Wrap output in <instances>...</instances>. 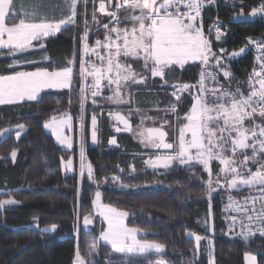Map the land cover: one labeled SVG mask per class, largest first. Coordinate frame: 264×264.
I'll list each match as a JSON object with an SVG mask.
<instances>
[{
	"label": "trees",
	"instance_id": "trees-1",
	"mask_svg": "<svg viewBox=\"0 0 264 264\" xmlns=\"http://www.w3.org/2000/svg\"><path fill=\"white\" fill-rule=\"evenodd\" d=\"M246 1L250 7H258L261 2ZM48 2L53 7L46 9L47 15L59 18L61 11L55 5H62V1ZM96 8L95 4L87 3L85 6L81 2L75 25L66 26L59 33L42 41H34L36 46L29 51L17 53L13 57L8 55L7 50H0V75L20 70L73 67L70 89L45 90L36 101L0 105V130L18 124L26 126V131L22 132L19 140L14 133L0 138V200L12 198L18 201L17 204L0 210V264H75L77 247L86 260L91 259L95 264H108L110 258L123 256L114 253L101 241L98 244V254L91 257L87 255L89 245L101 232L99 223L92 229L82 226L83 217L93 214L96 192H100L103 203L129 213L127 224L144 232L140 235L141 239L165 245L163 253L123 256L124 264H157L161 259L167 264H209L207 251L203 247L197 250L195 238L189 236V232L212 238L215 264H245V255L249 253L257 257L258 264H264V236L256 233L244 240L228 233L226 217L231 215L225 211L227 194L223 190L213 192L209 201L206 184L209 173L204 170L203 165L193 162V166L189 167L174 163L166 170L153 169L146 165V161L158 152L142 144L135 137V132L118 134L119 147L109 144L110 137L115 135V123L109 113L131 109L133 100L141 106V92H145L143 96L148 95L149 100L154 101L159 100L160 93L167 95L170 104L176 106V111H171L168 116L177 133L178 128L186 122L184 117L190 111L195 96L190 88L177 100L170 95L176 89L172 85L197 84L204 67L200 62L190 63L183 68L174 66L171 76L166 72L164 80L167 83L157 78L150 79L147 85L142 84L144 89L131 88L129 103L117 105L114 100L98 97L97 104L93 105L92 97L89 98L84 110L83 145L84 157L92 167L93 178H81L77 171L72 174L63 173L64 160L73 156L76 167L78 165V123L81 115L79 97L82 86L80 67L85 22L87 30L90 26L94 30L91 41L97 34L102 35L104 24H108L109 28L115 24L112 17L97 13ZM112 11H115L114 3ZM215 13L213 7L203 11L205 28ZM117 15L122 24L138 25L137 21L131 19L137 15L136 10L118 11ZM218 15L229 24L230 32L222 42L211 41L213 52L218 53L223 48L227 56L245 48L247 37L264 38V18L253 22H233L232 11L225 7L218 9ZM40 44L44 47H40ZM226 63L233 85L246 95L249 90L247 79L256 64L252 54L247 52L228 59ZM10 65L13 67H9ZM148 90L150 94H147ZM102 97H111V92L102 94ZM65 112L71 114L76 129V145L73 150L62 148L43 126L53 116ZM93 114L98 121L100 145H94L90 141ZM140 120V117L133 119L135 127L140 124ZM13 149L18 150L15 162L11 158ZM132 166H135V171ZM217 167L215 165V172ZM114 177L118 180L115 181ZM119 184L131 187L121 189ZM149 184L157 186L152 190L132 189L134 186ZM250 190L252 189H241L233 194H245ZM209 214L213 217V234L203 225ZM37 221L39 228L33 227ZM53 223L58 225L55 232L39 230ZM239 229L240 225L237 224L238 232Z\"/></svg>",
	"mask_w": 264,
	"mask_h": 264
},
{
	"label": "snow or ice",
	"instance_id": "snow-or-ice-1",
	"mask_svg": "<svg viewBox=\"0 0 264 264\" xmlns=\"http://www.w3.org/2000/svg\"><path fill=\"white\" fill-rule=\"evenodd\" d=\"M83 3L85 6L89 0H62L60 8L61 16L59 19L50 18L46 9L53 7L48 0H0V50H7L8 55L15 57L17 53H23L35 47L34 41H42L44 38L59 33L63 27L76 24L77 5ZM95 0H93V3ZM206 0H119L115 5L116 11L108 12L114 21L120 23L117 12L121 9L139 10L137 15L131 17L138 22L139 27L131 29L132 36L139 40V43L130 41L128 30L112 27L104 24L103 27L110 33L116 34L113 40L111 34H106L105 42L96 41L97 47L108 49L105 56H100L95 52L96 58L103 65L96 67L88 61H81L80 77L84 80V85L80 89V127H81V147H80V169L81 178L85 175L87 167L88 178H93L92 167L85 164L83 129H84V110L88 103L89 95L92 97L91 103L97 104V98L113 100L116 104L128 103L121 93L122 84L144 83L148 77L141 76L132 69L130 63L122 64L121 58L127 61L129 58L141 59L143 70L150 72L152 77H160L164 80L166 72L172 75L173 66L183 68L190 61L199 60L204 66L201 70L198 83L199 94L195 97L194 104L184 117L187 123L178 128V134L173 142H166L168 133L164 131V125L168 124L165 120L160 127H144L145 119L152 117H141L140 125L135 130L141 143L153 149L173 150L172 153L156 155L155 158L149 157L146 165L156 169L158 167L169 168L173 162L180 165L193 166V162L203 165L204 170L209 173L206 181L208 188V199L211 201V193L216 192L218 187H222L219 175L214 181L211 174L210 162L217 160L225 167L221 169L225 173L224 179L228 189L241 190L244 187L255 189L259 195H250L242 202L237 201L229 195L228 205L225 211H232L238 215L226 217L229 220V233H234L244 240L259 233L264 236V123H256L255 116L264 120V63L257 71L253 69V76L249 78L250 92L245 95L239 89L229 91L224 85L219 84L218 75L222 73L225 78L231 76L226 61L230 58L238 57L245 51V48L234 51L227 56L222 55L226 50L220 48L213 52L211 41L206 38L203 31L202 21L197 25L198 19L204 8ZM208 3L215 4L216 0H207ZM243 4L244 0H239ZM22 10V17L16 9ZM186 9V10H182ZM99 11H107L104 0H100ZM264 14V0L259 6L253 8L251 16ZM243 15V12L240 13ZM93 12V20H95ZM16 21V22H12ZM187 21V22H186ZM221 22L219 19L209 29V34L215 29L216 40L221 39ZM88 30L85 22V31L82 37L83 52L88 55L90 52L87 44ZM251 40V38H249ZM122 41V43L120 42ZM264 44V42H261ZM44 47L43 44L39 45ZM210 58L212 63L210 64ZM264 60V57H261ZM31 63V61H29ZM19 63V61H15ZM71 63V62H70ZM9 67H13L10 65ZM215 69L210 71L209 69ZM91 77V83L88 82ZM73 78V67H64L60 71H48L47 69H37L34 72L15 71L10 75H0V105H12L27 101H36L39 93L45 88L70 89ZM212 81L218 86L208 88L205 81ZM106 83H102L105 82ZM164 83H167L164 80ZM258 85V87H256ZM114 86V87H113ZM176 91L173 96L179 100V94L189 90L188 84L172 85ZM103 88L112 91V97H102ZM139 111V109H136ZM170 111L175 112L176 106H170ZM117 113L115 119L123 124V129L117 127L116 131L133 132L130 117ZM111 115V113H110ZM177 119H180L177 117ZM249 120L251 126H246L245 121ZM91 140L97 141V117L91 116ZM51 129L56 139L72 147V140L64 134V128L72 127V116L63 113L61 116H53L44 125ZM19 140L22 131H26L24 124H18L14 129L5 128L0 130V138L5 137L6 133L13 132ZM190 133V139L187 134ZM111 144H116L115 137L110 140ZM192 149H195L193 154ZM250 150V154L248 152ZM16 149L11 152V158L15 162L17 156ZM240 153L242 159L237 158ZM249 163L256 165V170L252 171ZM66 168L72 167L69 160ZM135 171V166H132ZM118 179V178H113ZM100 192L95 194V204L100 209L99 215L106 221L107 227L101 229L99 236L89 245L87 255L89 257L98 254V244L100 241L110 245L111 250L123 256H147L152 252L163 253L165 245L159 242H152L147 239H138L137 228H129L125 224L129 216L127 211L118 210L110 205L102 204ZM15 199L0 200V208L8 205L17 204ZM211 206V205H209ZM79 216L77 220L79 221ZM93 223L91 214L83 217L85 226ZM207 223V222H206ZM240 225V231L235 232L236 225ZM33 227L39 228L38 221ZM58 225L53 223L39 229L41 232H55ZM214 231V229H210ZM194 236L196 248L199 250L200 241L208 239L209 244V264H215L214 242L210 238L188 233ZM123 256L116 259H109L108 264H124ZM249 264H256V257L250 253L246 255ZM75 264H95L91 259L86 260L81 255L77 247ZM157 264H167L163 259Z\"/></svg>",
	"mask_w": 264,
	"mask_h": 264
},
{
	"label": "rangeland",
	"instance_id": "rangeland-1",
	"mask_svg": "<svg viewBox=\"0 0 264 264\" xmlns=\"http://www.w3.org/2000/svg\"><path fill=\"white\" fill-rule=\"evenodd\" d=\"M204 9V8H203ZM203 12V11H202ZM121 21V20H120ZM201 19H198V21H197V25H199L200 23H201ZM187 22V21H186ZM113 23H115L114 25H112L110 28H109V30L112 28V27H116V28H118V29H126V30H128V31H131V29L133 28V26H127L126 24H122L121 22L120 23H117L116 21H114ZM91 25L93 24V22H91L90 23ZM96 24H99V22H96ZM202 25H203V21H202ZM92 26H90L89 28H88V38H87V44L89 45V49H90V52H89V54L88 55H85L84 54V52H83V41H82V61H85V62H88V61H91V63L92 64H95L96 65V67H102L103 65L100 63V61L96 58V55H95V53H93V52H91V49L92 48H95V51H98L100 48H104V47H97L96 46V41L97 40H100L102 43H104L105 42V36H106V34H111V36H112V38H113V40H116V34L115 33H110V31L109 30H104V31H102L101 33H102V35L101 34H97V37L93 40V41H91V36H92V33L94 32V30L92 29ZM100 29H103V28H100ZM204 31V30H203ZM129 39H131V34L129 33ZM121 43H122V41H120ZM32 48H30V49H28L27 51H29V50H31ZM105 49H107V48H105ZM107 52H108V49L106 50ZM26 52V51H25ZM106 54H101L100 56H105ZM222 55H224V56H226V52L225 53H223ZM191 62H200L199 60H195V61H190L188 64H190ZM210 63H212L213 61H212V59L210 58V61H209ZM121 63L122 64H125V63H127V62H124V61H121ZM88 67V66H87ZM131 67H132V69L133 70H135L137 73H139L141 76H146V77H148V79L150 78V76H151V74H150V72H148V71H145V70H143V64H137L136 65V67H133V65L131 64ZM222 74V73H221ZM223 75V74H222ZM148 79H146L145 81H144V83H132V82H128L127 84H122V86H121V93H122V95L124 96V98L128 101V103L131 101V99H130V91H131V88H133V87H137V88H140L141 87V85L143 84V86L144 85H147L149 82H148ZM226 80L228 81V82H230V83H232V84H234L233 82H232V80H231V77H228V78H226ZM88 82L89 83H91V77H88ZM102 83H106V81L105 82H102ZM81 85L83 86L84 85V80L81 78ZM81 86V87H82ZM114 87V86H113ZM235 88H237L236 86H235ZM46 89H48V88H45V89H43V90H46ZM52 89H57V88H52ZM104 89V88H103ZM141 89H144L143 87H141ZM197 90H196V93L194 92V90L193 89H191L192 90V93H193V96H197L198 94H199V89H198V87L196 88ZM108 92H111V94H112V91H110L108 88L106 89ZM190 90V89H189ZM149 91V90H148ZM186 91H188V90H186ZM186 91H184V92H182V95L180 96V98L183 96V94L186 92ZM137 92H139V91H137ZM243 93V92H242ZM249 93V91L247 92V94ZM102 94H103V91H102ZM246 94V95H247ZM113 95H111V97H112ZM175 97V96H174ZM89 98H91V96L89 95V97H88V99ZM175 99H176V97H175ZM113 100H114V98H113ZM133 106H132V108H133V112H135L136 111V109H139V111H136L135 113H137L138 115H140V118L143 116V117H146L147 116V114L145 113L146 111H143L142 109H141V106H139V104L138 103H135V100H133ZM117 105H122V104H117ZM65 113H68V112H65ZM63 114V113H62ZM61 114V115H62ZM69 115H71L70 113H68ZM61 115H57L56 117H59V116H61ZM153 119H151V120H149V119H145L144 120V127H151L152 125H158V124H160V122H161V117H159L158 115H155V116H153L152 117ZM51 119V118H50ZM49 119V120H50ZM255 122L256 123H264V120H262L259 116H258V114L255 116ZM46 123V122H45ZM186 123H187V121H186ZM245 124H246V126H251V124H250V121L249 120H246L245 121ZM172 127V126H171ZM15 128V126L14 127H11V128H9V129H14ZM45 128V127H44ZM137 128H135L134 129V131L136 130ZM45 130L47 131V132H49V133H51L52 134V136H53V138H54V140H55V142L56 143H58L62 148H64V149H67V150H73V148L75 147V145H76V129H75V125H74V121H73V118H72V127L71 128H64V134L66 135V136H68V137H70L71 138V140H72V147L71 148H68L66 145H64V144H61L57 139H56V136H55V134L52 132V130L51 129H47V128H45ZM84 130H85V124H84V129H83V139H84ZM169 131L170 132H168L169 133V135L172 137V139L174 140L175 139V137L177 136V134H178V132L176 133L175 131H174V127H173V129L172 128H170L169 129ZM23 132V131H22ZM22 132H21V134H22ZM10 133H14V131L13 132H9V133H6L5 134V137L8 135V134H10ZM136 135V134H135ZM137 139H138V136L136 135L135 136ZM190 137H191V134L190 133H188L187 134V138L188 139H190ZM4 138V137H3ZM98 140H99V137L97 136V141L96 142H98ZM78 146H79V152H78V158H77V161H78V165H77V167H75L76 166V164H75V158L72 156L71 158H69L68 160H64L63 162H62V171H63V173L64 174H72V173H74L75 171H77L78 173H79V169H80V162H81V157H80V147H81V127H80V120H79V123H78ZM195 149H192V152H193V154H195ZM248 152H249V154H250V150H248ZM238 155V154H237ZM237 158L238 159H242V156L239 154L238 156H237ZM69 160H71L72 161V167L69 169V168H66L65 167V165L67 164V162L69 161ZM84 160H85V164L87 165V164H89L87 161H86V159H85V157H84ZM178 164L177 162H173L172 164ZM215 165H218V167H217V171L215 172ZM225 166L222 164V163H220L219 161H217V160H213L212 162H210V168H211V174H212V176H213V180L215 181L216 180V178H217V176L219 175V178H220V181H221V185H222V187H218V190L216 191V192H214V193H217L218 191H220V190H223V191H225L226 192V194H228V193H233L234 191H239V190H235V189H228V187H227V184H226V181H225V179H224V176H225V173H223L222 171H221V169H223ZM249 167L251 168V170L252 171H255L256 170V165H254V164H251V163H249ZM80 176V175H79ZM84 176H88V174H87V167L85 168V175ZM118 179H115V181H117ZM119 186V188H121V189H129L131 186H129V185H124V184H119L118 185ZM157 185L156 184H149V185H139V186H134V187H132V189L133 190H152V189H154L155 187H156ZM250 189V188H248V187H244L243 189ZM8 199H12V198H7V199H4V200H8ZM102 204H105V203H103L102 202V199H101V201H100ZM106 205H110V204H106ZM110 206H112V207H114V208H116V209H118V210H121V209H119V208H117V207H115V206H113V205H110ZM6 207V206H5ZM5 207H3V208H0V210H3ZM121 211H124V210H121ZM99 212H100V209H98L97 207H96V204H95V198H94V200H93V214H91V219L93 220V223L92 224H90V225H87V226H85L84 224H83V220H82V226L84 227V228H87V229H92V228H95V226H96V224L97 223H99V228L100 229H102V227L103 228H106L107 227V224H106V221H103V218L99 215ZM127 219H128V217L126 218V220H125V224L128 226V224H127ZM207 222V223H206ZM203 225H204V227L207 229V231L210 233V234H213L214 233V231H211L210 229H214V222H213V217H212V214H209V217L204 221V223H203ZM228 226H229V220H228ZM129 228H134V227H130V226H128ZM138 229V228H137ZM140 231L138 232V236H137V238L138 239H141L140 238V235H142V234H144V232L141 230V229H139ZM240 230V229H239ZM235 232H238V230H237V225H236V228H235ZM228 233H229V230H228ZM231 235H233V236H237V235H235L234 233H230ZM194 237V236H193ZM195 238V237H194ZM206 238H210V237H208V236H206ZM211 240H212V238H210ZM213 241V240H212ZM101 242H103V241H101ZM105 245H107L105 242H103ZM107 246H109L110 247V245H107ZM199 247H203L206 251H207V253H208V255H209V244H208V239H202L201 241H200V245H199ZM247 255V254H246ZM246 255H245V264H249V261L247 260V258H246ZM251 255H253V254H251ZM255 256V255H254ZM128 257H130V256H128ZM256 257V256H255ZM256 264H258V260H257V257H256Z\"/></svg>",
	"mask_w": 264,
	"mask_h": 264
},
{
	"label": "built area",
	"instance_id": "built-area-1",
	"mask_svg": "<svg viewBox=\"0 0 264 264\" xmlns=\"http://www.w3.org/2000/svg\"><path fill=\"white\" fill-rule=\"evenodd\" d=\"M118 2H119V0L114 1V7ZM210 7H213L216 11V13L210 18L209 23L205 28V36L210 41L222 42L223 40H225L228 37L229 32H230L229 24H227V22L221 16L218 15V9L220 7L229 8L232 11V21L233 22H246V21L253 22V21H257V20L264 18V14H258L255 17L251 16L252 9L256 8V7H250V5L248 4V2L246 0H244L243 4L239 3V0H216L215 4L208 3L206 0L205 5H204V9L202 11H204L205 9H208ZM123 10L124 9H121L119 11H123ZM182 10H186V9H183V7H182ZM115 11H116V8H115ZM136 11L138 14L139 10H136ZM241 12H243V15H240ZM217 19H219V21L221 22V27H220L221 39L220 40H216V38H215V29H213L211 34H209V29L212 28L213 24L217 21ZM249 38H251V40H249ZM261 42H264V38L247 37L245 39V48L248 50V52H250L252 54V56L256 62L254 69H256L257 71L260 70L259 66L262 63H264V60L261 59V57H264V44H262ZM87 66H88V63L86 62L85 67H87ZM209 70L215 71V69H212V68H210ZM252 76H253V70L250 72L248 79H247V85H248V89H249L248 91L249 92L251 90L249 87V78ZM218 82H219V84L224 85V87L226 89H228L229 91H235L236 90L235 86L232 83L228 82L226 80V78L221 73H219V75H218ZM205 84L208 88L218 86L214 82L207 81V80L205 81ZM188 85L193 86V87H191V89H193L194 92L196 93L197 87H195V86L197 84H194V85L188 84ZM256 87H258V85H256ZM175 91H176V89H175ZM181 95H182V93L179 94V96H181ZM229 195L234 197L237 201L242 202L246 197H249L250 195H259V193L255 189H252V190L248 191L247 193L240 194V195L228 193L226 195V198H225V207L228 205ZM228 213L230 215H238L237 213L232 212V211H228Z\"/></svg>",
	"mask_w": 264,
	"mask_h": 264
},
{
	"label": "crops",
	"instance_id": "crops-1",
	"mask_svg": "<svg viewBox=\"0 0 264 264\" xmlns=\"http://www.w3.org/2000/svg\"><path fill=\"white\" fill-rule=\"evenodd\" d=\"M62 1V0H61ZM104 2H105V5H106V9H107V11L106 12H104V13H101L100 11H99V3H100V0H95V2L93 3V0H89V2L88 3H91V4H95L96 5V9H97V13H99V14H101V15H108L107 13L108 12H111V9H112V6H113V3H114V0H104ZM80 5V3H78V5H77V9H78V6ZM16 11L17 12H19L20 13V15H21V17H22V10L19 8V6H18V8L16 9ZM60 18V17H59ZM59 18H56V19H59ZM199 19H201L202 21H203V12H201V17L199 18ZM113 22H114V20H113ZM133 27H139V24L138 25H135V26H133ZM64 28V27H63ZM203 30H204V33H205V27H204V24H203ZM129 33L131 34V39H129L130 41H135V43H139V40L138 39H136L135 37H133L132 36V33H131V31H128V36H129ZM107 49H105V48H100L98 51H95V52H98L100 55L101 54H106L107 53V51H106ZM121 61H124V62H127V63H130V64H132L133 65V67H136V65L137 64H143V62H142V60L141 59H137V58H129L127 61H125L123 58H121ZM120 61V62H121ZM191 63H197V62H191ZM201 63V62H200ZM186 65H188V64H186ZM186 65H184V66H186ZM72 67V66H71ZM174 67V66H173ZM177 67H179V66H177ZM41 69H45V68H41ZM37 70V69H36ZM36 70H31V71H27V70H20V71H26V72H34V71H36ZM48 71H60V70H62V69H55V70H52V69H47ZM11 74H13V73H11ZM8 75H10V74H8ZM157 78H160V77H152V76H150V78L148 79V82H149V80L150 79H157ZM72 82H73V78H72ZM72 86V85H71ZM107 88H104L103 89V94L104 93H106V94H109V92L106 90ZM46 90H62V89H52V88H48V89H46ZM43 91H45V90H42L40 93H39V95H38V97L40 96V94L43 92ZM149 93V91H147V94ZM165 93V92H164ZM172 93L173 92H170V95H171V97H173V95H172ZM145 94V92H141V95H142V98H140V105H141V109L143 110V111H146L145 113L147 114V116L146 117H153V116H155V115H158L159 117H161L162 119H161V122H160V124H158V125H152L151 127H160L161 126V124H163V122L165 121V120H167L168 121V124H165L164 125V129L167 131V132H170L169 131V129L170 128H172L173 129V125H172V123H171V120H170V118H169V114H170V106H171V104H170V101L167 99V95L166 94H159L160 95V98H159V100L158 101H154V100H149V97H148V95H145V96H143ZM150 94V93H149ZM111 95H113V93L111 94ZM196 97V96H195ZM165 99H166V101H165ZM27 100H25V101H23V102H26ZM194 101H195V98H194ZM20 103H22V102H20ZM17 104H19V103H17ZM123 104V103H122ZM194 104V103H193ZM131 110V112H132V114H131V116L130 117H128L130 120H132V122H133V119H135V118H138V117H140V115H138L137 113H135V112H133L134 110H133V108H131V109H124V110H119V111H115V112H121V113H123V114H125V116H128V113H129V111ZM133 110V111H132ZM187 115V114H186ZM185 115V116H186ZM141 121V120H140ZM186 121V120H185ZM134 123V122H133ZM186 123V122H185ZM140 125V124H139ZM172 126V127H171ZM96 128H97V136H99L98 135V121H97V125H96ZM115 128H116V126H115ZM136 127H135V125L133 124V129H135ZM91 130H92V125H91ZM11 134V133H10ZM51 134V133H50ZM9 135V134H8ZM168 135H169V133H168ZM90 141H91V143L92 144H94V145H100L101 144V139H100V137H99V140H98V142H95V143H93L92 142V140H91V132H90ZM169 141H171V142H173L174 140H172V137L169 135ZM153 151H154V149L153 148H151ZM169 153H172V152H169ZM169 153H163V152H158L156 155H164V154H169ZM155 155V156H156ZM155 156L153 157V158H155ZM76 164V163H75ZM173 165V164H172ZM171 165V166H172ZM170 166V167H171ZM76 167V166H75ZM169 167V168H170ZM156 169H161V170H166V169H168V168H162V167H158V168H156Z\"/></svg>",
	"mask_w": 264,
	"mask_h": 264
},
{
	"label": "water",
	"instance_id": "water-1",
	"mask_svg": "<svg viewBox=\"0 0 264 264\" xmlns=\"http://www.w3.org/2000/svg\"><path fill=\"white\" fill-rule=\"evenodd\" d=\"M248 52V50L247 49H245V51L243 52V53H241L240 55H242V54H245V53H247ZM117 113H119V114H122V115H125V114H123V113H121V112H112L111 113V115H110V113H109V116H111L112 118H113V120H114V123H115V126H116V128H115V131H114V133H115V135H113L112 137H110V140L113 138V137H115V139H116V141H117V143L116 144H111L110 143V140H109V144H110V146H118L119 147V142H118V134H130L131 132H128V131H116V129H117V127H120L121 129H123V124H121L119 121H117L116 119H115V115L117 114ZM130 120V119H129ZM130 123H131V126L133 127V122H132V120H130ZM164 131H166L165 129H163ZM167 132V131H166ZM168 133V132H167ZM166 142H171V141H169V135L167 136V138H166ZM154 151H157V152H163V153H169V152H173V150H163V149H154Z\"/></svg>",
	"mask_w": 264,
	"mask_h": 264
},
{
	"label": "flooded vegetation",
	"instance_id": "flooded-vegetation-1",
	"mask_svg": "<svg viewBox=\"0 0 264 264\" xmlns=\"http://www.w3.org/2000/svg\"><path fill=\"white\" fill-rule=\"evenodd\" d=\"M137 128V127H136ZM133 132H135V131H133ZM138 136V135H137ZM138 139H139V141H140V138L138 137ZM141 142V141H140ZM143 144V143H142ZM151 148V147H150Z\"/></svg>",
	"mask_w": 264,
	"mask_h": 264
}]
</instances>
